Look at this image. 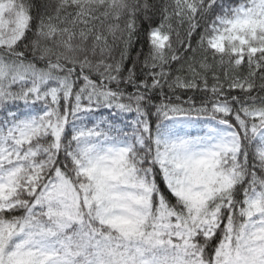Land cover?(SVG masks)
<instances>
[{
    "label": "snow or ice",
    "instance_id": "6c2138e0",
    "mask_svg": "<svg viewBox=\"0 0 264 264\" xmlns=\"http://www.w3.org/2000/svg\"><path fill=\"white\" fill-rule=\"evenodd\" d=\"M0 264H264V0H0Z\"/></svg>",
    "mask_w": 264,
    "mask_h": 264
},
{
    "label": "trees",
    "instance_id": "16d2710c",
    "mask_svg": "<svg viewBox=\"0 0 264 264\" xmlns=\"http://www.w3.org/2000/svg\"><path fill=\"white\" fill-rule=\"evenodd\" d=\"M141 48H144L145 51H147L146 47L142 42H136L133 49L131 50V55L133 58L136 57L137 53L140 51Z\"/></svg>",
    "mask_w": 264,
    "mask_h": 264
}]
</instances>
